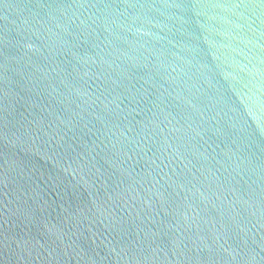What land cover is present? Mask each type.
<instances>
[{
  "label": "water",
  "instance_id": "95a60500",
  "mask_svg": "<svg viewBox=\"0 0 264 264\" xmlns=\"http://www.w3.org/2000/svg\"><path fill=\"white\" fill-rule=\"evenodd\" d=\"M0 264H264V0H0Z\"/></svg>",
  "mask_w": 264,
  "mask_h": 264
}]
</instances>
